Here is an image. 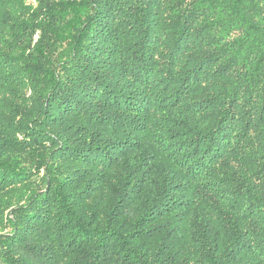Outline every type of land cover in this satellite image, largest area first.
I'll list each match as a JSON object with an SVG mask.
<instances>
[{
	"label": "trees",
	"instance_id": "16d2710c",
	"mask_svg": "<svg viewBox=\"0 0 264 264\" xmlns=\"http://www.w3.org/2000/svg\"><path fill=\"white\" fill-rule=\"evenodd\" d=\"M0 264H264V0H0Z\"/></svg>",
	"mask_w": 264,
	"mask_h": 264
}]
</instances>
